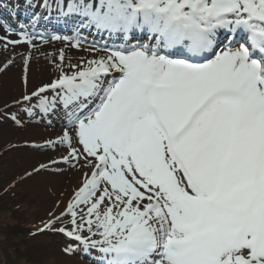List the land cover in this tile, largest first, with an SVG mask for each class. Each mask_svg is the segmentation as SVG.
Listing matches in <instances>:
<instances>
[{"label": "rangeland", "instance_id": "1", "mask_svg": "<svg viewBox=\"0 0 264 264\" xmlns=\"http://www.w3.org/2000/svg\"><path fill=\"white\" fill-rule=\"evenodd\" d=\"M8 1L0 2V54L4 53L0 57V264H155L154 261H164L166 239L172 234L163 228V222L151 204L157 199L166 209L162 196L171 192L169 184L164 181V190L155 195L140 188L147 195L146 199H141L143 203L127 194L111 211V193L107 188L102 200L92 206V187H87L86 194L79 189L74 191L72 175L76 177L78 168L96 166L98 156L105 151L98 143L88 150L81 146L80 152L71 143H64L65 135L74 140L76 131L83 130L93 122L94 116L100 115L121 80L127 79L125 66L129 59L149 57L150 53L143 48L144 41L138 44L134 40L126 43L120 39L111 45L100 37L81 41L40 26L36 19L38 15H33L35 19L19 18L14 14V0L10 4ZM91 1L89 4L87 0H63L70 5L84 3L87 12L96 8L98 12L120 14L126 19L133 11L128 0H121V12L96 5L101 0ZM137 1L155 4L159 11L153 15L147 8L144 11L146 19L165 23L176 18L174 13L180 9L182 0ZM204 1L215 7L220 15L247 8L249 12L257 11L260 20H264V0H255L254 6H248V0ZM189 2L193 6V0ZM135 14L140 17L139 12ZM94 16L100 18L96 13ZM83 48L95 59L85 55L83 62L77 64L66 62L63 55L49 53L65 49L62 53L66 54L68 50ZM221 48L224 46L218 50ZM248 54H235L226 67L245 66L251 62ZM115 55L125 59L118 62ZM159 55L170 61H183L181 55L171 51ZM35 57L48 61L44 67L47 72L42 73L44 69L35 67ZM253 62L260 68L258 60ZM103 66L117 73L102 71ZM89 68H95V72L89 73ZM257 74L252 73V86L256 87ZM86 81L88 83L83 86L82 82ZM80 86L86 93L81 92ZM73 92L74 96L71 95ZM258 95L264 109L261 89ZM97 104L99 108H96ZM197 106L194 104L193 108ZM86 113L90 116L86 117ZM224 134L227 135V131ZM143 145L142 157L146 158L142 171L152 174L160 182L164 176L160 175L154 162V141L147 137L146 142L143 139ZM166 166L173 170L169 159ZM98 171L101 172L98 169L96 176L100 175ZM141 180L151 187L146 177ZM180 189L189 199L196 197V193L189 192L182 182ZM65 201L67 206L63 208ZM53 211L57 215L51 218ZM147 242L156 243L153 257L144 255ZM226 255L231 262H226ZM226 255L221 257L220 264H234L235 255L250 259L252 264H264L254 261L249 250Z\"/></svg>", "mask_w": 264, "mask_h": 264}, {"label": "bare ground", "instance_id": "2", "mask_svg": "<svg viewBox=\"0 0 264 264\" xmlns=\"http://www.w3.org/2000/svg\"><path fill=\"white\" fill-rule=\"evenodd\" d=\"M203 11L204 7L200 5L198 12L202 14ZM239 12L236 9L229 14L236 16ZM189 21L192 34L189 39L181 40L177 36L179 32L171 29V35L165 34L166 41L158 50L164 51L165 47L169 48L175 43L183 45L188 51L208 44L210 35L199 34L195 22L191 19ZM142 28L144 27L138 31ZM162 30L159 29V32ZM231 32L234 33L233 30ZM146 34L152 33L146 31ZM246 43V50L249 51L252 44L248 41ZM259 43L264 46V39L259 38ZM79 50H68L64 54L62 52L65 49H56L49 53L52 56L63 55L66 62L81 64L82 57L86 55L88 58L91 52L86 48ZM242 53L237 47L220 49L203 65L169 62L158 56L129 59L125 66L129 70L127 79L121 80L117 92L108 99L102 112H99L100 115L94 116L93 122L83 130L76 131L75 139L70 140L77 152L82 147L85 150L92 149L95 143L105 151L108 171L102 172L98 190L92 193L90 199L91 205L95 206L108 188L111 193L110 211L127 194L138 193L140 188L155 195L164 190V181L170 186L175 176L167 169L165 150L172 148L181 156L191 175L193 186L198 187L195 190L197 197L181 202L171 192L162 196L172 234L165 243L164 264H220L221 257L226 252L245 250L251 252L254 261L264 262V152H260L264 149V142L259 146L257 139L264 135V110L261 111L258 103V87L252 88V73L259 69L249 62L240 68L233 66L234 69L224 70L229 59ZM2 55L3 51L0 57ZM114 57L118 62L125 59L119 55ZM33 63L40 70L48 65V61L37 57ZM261 67L264 70V65ZM102 69L117 73L106 66ZM88 71L94 73L95 68H89ZM45 72L47 68L42 71ZM87 81L82 82V85H86ZM157 85H162V90L153 91L151 87ZM83 86H80L81 92L86 93ZM220 87H228L229 91L243 94L242 101L213 103L198 118L193 130L181 140L175 141L176 126L185 119L188 120L193 105L201 103L206 94ZM149 104L155 107L153 120L156 116L161 118L164 126L171 130L169 147L160 141L152 118L150 120L146 114L145 108ZM204 119L206 120L202 124L201 120ZM235 125L240 127L238 132L234 129ZM224 131H227V135ZM147 137L154 141V162L160 175L165 178L162 177L160 182L152 174L142 171L146 158L142 157L143 139L146 142ZM202 149L206 151L200 157ZM259 162H262L260 168ZM104 167L96 165L88 167L89 169L78 168L76 177L72 175L74 191L79 189L86 194V186L92 184L91 175ZM142 177L147 178L151 187H147L141 180ZM184 194L183 191L180 196L184 197ZM136 201L143 203L141 198ZM66 202L63 208L67 206ZM56 215L53 211L50 217ZM152 246L153 243H147L148 248L144 249V253L152 251Z\"/></svg>", "mask_w": 264, "mask_h": 264}]
</instances>
